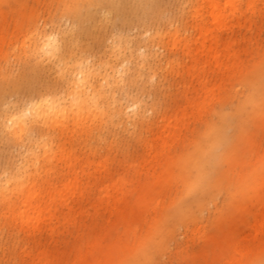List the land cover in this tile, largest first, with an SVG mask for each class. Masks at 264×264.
I'll list each match as a JSON object with an SVG mask.
<instances>
[{
    "label": "rangeland",
    "instance_id": "obj_1",
    "mask_svg": "<svg viewBox=\"0 0 264 264\" xmlns=\"http://www.w3.org/2000/svg\"><path fill=\"white\" fill-rule=\"evenodd\" d=\"M209 1L0 0V175L32 173L39 164L19 168L27 161L26 148L35 147L42 135L55 139L52 159L43 166L53 169L46 178L58 184L72 179L62 149L75 159L81 181L91 168V179L97 180L91 199L95 216L87 219L83 204L76 224L66 230L84 229L77 240L84 242L81 225H97L104 243L117 241L105 264H129L143 248L153 257L149 264L264 262V91L252 82L264 66V0H216L225 14L222 24L212 23ZM195 8L202 10L197 21ZM32 25L56 31L67 54L93 59L101 63L99 70L114 64L113 75L120 60L112 53L115 33H129L135 48L146 46L169 59L156 69L148 58L137 60L127 52L123 78L102 85L104 104L119 102L115 114L102 119L94 113L90 119L87 103L93 101L85 102L82 94L67 98L68 111L59 121L30 126L15 138L7 131L9 114L31 100L57 96L71 77L53 62L25 54ZM201 25L215 30L208 45L220 38L224 65L207 53L195 57L185 46L199 37ZM173 32L187 40L171 48ZM102 81L99 75L97 87ZM132 104L141 113H129V120L125 111ZM213 137L219 141L209 150ZM104 184L121 200L97 211ZM69 205L59 207L60 216L70 212ZM6 207L0 199V264H20L32 239L4 219ZM176 209V225L159 249L152 233ZM48 239L43 243L51 249ZM238 249L236 262L231 256Z\"/></svg>",
    "mask_w": 264,
    "mask_h": 264
},
{
    "label": "bare ground",
    "instance_id": "obj_2",
    "mask_svg": "<svg viewBox=\"0 0 264 264\" xmlns=\"http://www.w3.org/2000/svg\"><path fill=\"white\" fill-rule=\"evenodd\" d=\"M208 6H211L212 12H214L212 23L218 22L222 24L225 14L221 11L220 4L216 0H210ZM201 12L200 8H195L193 16L196 21L199 19ZM211 29L204 31L203 25H201L199 27V37L194 40L193 44L186 43L185 46L188 47L189 51L193 50L192 53L195 57H198L202 53H207L216 59L218 65H224L225 61L220 63L221 57L218 51L220 38L215 37L211 44L208 45L215 32V30ZM169 36L172 37L171 48L176 47L177 42L187 40V37L179 39L176 32H173ZM114 37L116 40L112 53L120 58L117 61V74L115 75L111 74L115 69L114 64L106 62L104 65L102 64L99 70L98 67L101 63H92L93 59L83 60L76 53L71 52L67 54L60 43L56 31L50 32L36 25L29 26L28 36L23 43L25 54H33L36 58L41 57V59L46 60L48 63L53 62L62 70L70 71L71 77L66 81L65 89L60 94H57V96L48 95L40 99L31 100L25 107L10 113L6 119L8 133L17 138L25 133L30 126L39 125L40 127H46L53 122L59 121L60 117L64 116L68 111L67 98L76 99L81 97L82 94H84L83 100L85 102L88 100L93 101L87 103L90 119L94 113V115H100L102 119L109 114H115L118 111L119 102L116 98H113L112 101L105 105L103 98L106 94L102 85L123 78L126 69L125 64H127L125 54L128 52L130 56H135L137 60L148 58L150 62L153 61L152 64H154L156 69L163 61L169 59L157 57L155 50L146 46L135 48L133 46V39L129 33H115ZM159 39L162 40L164 37L161 36ZM197 42L201 44L193 47ZM154 74L157 75L156 70ZM99 75L103 80L100 83L101 87H97V84H95ZM252 82L259 93L264 91V66L259 72L258 77ZM254 99H256L255 96L252 97V100ZM189 104L193 105L194 102L189 100ZM82 106L85 105L83 104ZM131 112L135 116L141 113L137 104L126 107L125 114L128 115L129 120V113ZM244 128L245 124L242 123L241 131H244ZM54 140V138L51 139L48 136L42 135L39 143L35 144V147L26 148L25 153L28 158L19 170L21 171L22 166L25 170H32V166L39 164L32 173L27 170L30 173L29 175L23 176L19 171L11 173L3 171L0 175V199L7 202L4 219L19 226L20 230L24 231L25 238L32 239V244L28 245L20 256V264H105L108 259L107 251L109 247L117 249V241L114 243H104L103 238L99 237L101 231L97 225L90 226L87 223L81 225L85 226L87 232V239L84 242H77L81 238V235L85 233L84 229L78 228L77 231L66 230V227L76 224L77 217L82 212L83 204L86 207L84 212L87 219L95 216L91 211V199L94 187L97 185V180H92L91 177L95 173L89 168L88 178L85 182L81 181L78 177V170H76L75 159L72 158V155L67 156L62 149L61 157L64 160L66 157L68 162L71 161L69 167L73 170L72 179L58 184L52 178H46L53 172L52 168L46 166L43 168V166L47 160L52 159ZM218 141V137H213L210 141L211 147L209 150L216 146ZM202 176L205 175L202 174ZM111 186L104 184L100 188L99 202L95 205L97 211L98 209H106L108 206H118L121 198L114 197L113 191L110 190ZM67 205H69L70 212L60 216L59 207ZM71 212L75 213L74 218L71 217ZM106 214L105 211L103 216H106ZM177 218L178 211L176 209L174 214L165 218L160 226V230L153 231L152 242L154 246L161 249V246L165 245L166 238L171 234L172 227L176 225ZM109 234H111V231ZM70 236H73V240ZM47 237H49L47 245H51V249L48 246H44V238ZM237 255H242V249H238L231 256L232 260H235ZM151 258L153 259L148 249L143 248L140 253L129 261V264H143L146 261H152ZM235 261L237 262L238 260Z\"/></svg>",
    "mask_w": 264,
    "mask_h": 264
}]
</instances>
